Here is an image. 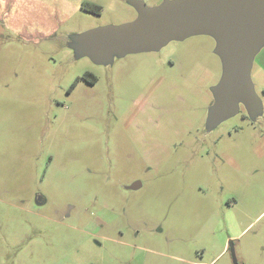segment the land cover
I'll use <instances>...</instances> for the list:
<instances>
[{"label": "rangeland", "instance_id": "rangeland-1", "mask_svg": "<svg viewBox=\"0 0 264 264\" xmlns=\"http://www.w3.org/2000/svg\"><path fill=\"white\" fill-rule=\"evenodd\" d=\"M113 5L0 0V264H264V75L252 63L255 124L211 126L215 37L125 68L86 45L121 24Z\"/></svg>", "mask_w": 264, "mask_h": 264}, {"label": "water", "instance_id": "water-1", "mask_svg": "<svg viewBox=\"0 0 264 264\" xmlns=\"http://www.w3.org/2000/svg\"><path fill=\"white\" fill-rule=\"evenodd\" d=\"M138 16L130 23L105 26L87 34L95 55L151 51L171 40L194 34H210L217 40L223 75L214 87L216 120L233 116L239 103L250 112L259 101L250 69L264 46V0H164L148 7L136 2Z\"/></svg>", "mask_w": 264, "mask_h": 264}, {"label": "flooded vegetation", "instance_id": "flooded-vegetation-1", "mask_svg": "<svg viewBox=\"0 0 264 264\" xmlns=\"http://www.w3.org/2000/svg\"><path fill=\"white\" fill-rule=\"evenodd\" d=\"M112 2L116 5H113V8H112V14L115 16V17H117V19L118 18H123L121 21H120V23L121 24H118V25H111V24H108V25H110V26H119V25H123V24H126V23H130V22H132L133 20H135L136 18H137V16H138V12H137V10H136V2H141V3H143L142 1H140V0H134V1H132L133 3L131 4L130 3V5L131 6H129V7H127L126 6V8H124V9H121V8H119L118 6L119 5H123V3H119V2H117L116 0H112ZM124 2H126V0H124ZM89 3V2H88ZM160 3H162V2H160ZM159 3V4H160ZM92 4V3H91ZM145 4V3H144ZM159 4H156V5H159ZM93 5H95V4H93ZM146 5V4H145ZM156 5H154V6H156ZM96 6H98V5H96ZM147 6V5H146ZM99 7V6H98ZM148 7H153V6H148ZM99 9H100V7H99ZM86 12H88V11H86ZM89 13H92V12H89ZM92 14H94V13H92ZM100 14V12L99 13H97V14H95V15H99ZM133 17V18H130V17ZM94 30V29H93ZM90 32V31H89ZM88 32V33H89ZM167 44V43H166ZM165 44V45H166ZM86 45L87 46H89L90 47V44H88V39H87V37H86ZM164 45V46H165ZM161 47H163V46H161ZM160 47V48H161ZM160 48H158V49H160ZM157 49V50H158ZM142 52H146V53H144V54H146V55H148L149 57H151L152 58V63H156V62H158V63H161V60H160V58L159 57H157L158 55H156V53H154L152 50L151 51H142ZM136 53H139V52H136ZM136 53H123V54H117L121 59H122V64H123V66L126 68V66L128 65V64H130V61H133V62H137L136 60H135V57H136ZM139 63V62H138ZM146 63H149V62H146ZM152 63H149V64H152ZM173 65V64H172ZM83 77H85L86 78V83L88 84V87H95V86H97V84H98V81H99V79H98V77L97 76H95L94 74H92L91 72H88V71H85L84 73H83V75L82 76H80V77H78L77 79H80V78H83ZM218 84V83H217ZM216 84V85H217ZM216 85H214V86H210V88H214ZM111 87V86H110ZM204 104L207 106V108H206V111H207V113L209 112L210 113V117H211V119L209 118V120H211L212 121V124H211V126H217L218 124H220V122H224V121H226L227 120V122L229 121V118H231L232 116H230V117H228V118H225V119H221V120H216V119H214V117H212V115H211V112H212V108H213V106H214V104H215V98H214V96L213 97H208L205 101H204ZM186 109H191V108H186ZM209 110V111H208ZM258 111V110H257ZM257 111H255V112H250L246 107H245V105L244 104H242V103H239V105H238V111H237V113H236V115H238L239 116V118H240V120L241 121H245V120H247V121H249L250 123H253V124H255L254 122H253V120H255L254 119V116H257L256 115V113H257ZM251 116H252V118H251ZM233 118V117H232ZM253 119V120H252ZM201 121H202V119H200ZM256 121V120H255ZM205 122V121H204ZM206 124V123H205ZM199 142V141H198ZM200 144H202L203 142H199ZM183 143H181V145H182ZM220 155H218V157H219ZM221 160H222V162L224 163V166H226L227 168L231 165V163L228 161V160H230V158H229V156H224V157H222L221 156ZM141 187V183L140 182H135V183H133L132 185H131V187H130V189H138V188H140ZM40 204V203H39Z\"/></svg>", "mask_w": 264, "mask_h": 264}, {"label": "crops", "instance_id": "crops-1", "mask_svg": "<svg viewBox=\"0 0 264 264\" xmlns=\"http://www.w3.org/2000/svg\"><path fill=\"white\" fill-rule=\"evenodd\" d=\"M253 63L256 65V67L258 68V70L260 72H258L259 74L264 75V46H262L258 52L255 54L254 59H253ZM253 65V64H252ZM243 122H247L248 125H252V123H250L249 121L245 120ZM240 130V129H239Z\"/></svg>", "mask_w": 264, "mask_h": 264}, {"label": "trees", "instance_id": "trees-1", "mask_svg": "<svg viewBox=\"0 0 264 264\" xmlns=\"http://www.w3.org/2000/svg\"><path fill=\"white\" fill-rule=\"evenodd\" d=\"M81 9H82L83 11H85V12L88 11V12H92V13H94V14H97V13L100 12V9H99L98 6L93 5V4H91V3H88V2H83V3L81 4Z\"/></svg>", "mask_w": 264, "mask_h": 264}]
</instances>
